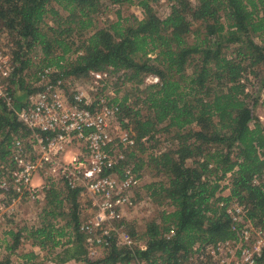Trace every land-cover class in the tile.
Returning <instances> with one entry per match:
<instances>
[{
    "label": "trees",
    "instance_id": "obj_1",
    "mask_svg": "<svg viewBox=\"0 0 264 264\" xmlns=\"http://www.w3.org/2000/svg\"><path fill=\"white\" fill-rule=\"evenodd\" d=\"M157 1L0 0V33L11 37L16 63L10 79L12 105L0 99V164L9 162L14 140L30 134L16 111L35 90L31 79L45 67L53 69V79L84 78L91 71L120 73L121 84H130L138 94L133 104L128 102L132 91L110 101L134 133L122 167L136 148L145 150L143 138L162 133L171 141V147L148 161L160 179L145 189L162 209L145 224L144 248L112 244L98 259L85 257V264H176L235 239L247 221L264 229V124L255 113L258 95L242 82L248 72H264V0H168L163 17L155 9ZM104 3H136L143 17L123 20L118 9L115 21L97 27L94 16ZM73 53V59L67 58ZM148 74L157 75L159 82L145 84ZM225 189L228 194L221 195ZM79 191L52 185L39 226L28 230L40 248L71 245L60 263L86 254ZM233 203L242 209V221L227 212ZM171 230L174 234L167 238ZM10 236L9 254L18 248L21 230ZM0 264H11L9 255Z\"/></svg>",
    "mask_w": 264,
    "mask_h": 264
},
{
    "label": "built area",
    "instance_id": "obj_2",
    "mask_svg": "<svg viewBox=\"0 0 264 264\" xmlns=\"http://www.w3.org/2000/svg\"><path fill=\"white\" fill-rule=\"evenodd\" d=\"M12 49L9 39L0 43V99L8 106L13 102L10 79L16 67ZM52 72L49 67L39 72L35 90L26 94L22 107L16 111L18 120L30 134L16 138L9 162L0 164V192H9L10 202L21 197L37 199L44 197L50 186L48 181L33 183L39 172L61 179L69 188L79 189V195L87 193L94 199V216L80 222L88 258L95 254L96 247L107 249L115 244L133 248L134 238L118 223L125 208L135 207L134 190L139 187L141 177L129 165L119 173L116 155L109 150L115 144L131 146L134 138L120 132L119 124L112 129V120L120 113L119 106L112 104L106 95L97 96L95 92V86L108 73L91 71L94 86H78L68 96L60 88L63 78L53 79ZM144 81L157 84L159 78L148 74ZM75 142H82V149L69 154ZM227 191L223 190L221 195H227ZM227 212L236 222L244 218L242 209L235 203L227 207ZM173 234L171 230L166 236ZM201 261L202 264H264V229L247 221L235 239L204 254L195 252L176 264ZM137 264L144 263L137 261Z\"/></svg>",
    "mask_w": 264,
    "mask_h": 264
},
{
    "label": "rangeland",
    "instance_id": "obj_3",
    "mask_svg": "<svg viewBox=\"0 0 264 264\" xmlns=\"http://www.w3.org/2000/svg\"><path fill=\"white\" fill-rule=\"evenodd\" d=\"M192 2L194 3L195 0H192ZM54 6L59 10L61 14H65V12L60 7L55 4ZM154 6L158 15L163 17L169 11L170 2L168 0H158L154 4ZM118 9L121 12L123 20L130 15H135L138 18L143 17L142 10L136 3L123 6L104 3L101 11L94 16L96 26L102 27L110 21H115L117 18L116 11ZM46 21L48 23H51L50 15L47 16ZM7 39L11 40V37L5 32H1L0 43H2L3 40L6 41ZM77 43H79L78 40ZM33 54L35 55L34 52ZM36 56L39 57V53ZM74 57V53L67 56V58L69 59H73ZM34 69L35 68L32 67L30 68V71H34ZM105 72L108 73L107 77L100 80L99 84L95 86V92H97V96L106 95L111 100L115 97L119 101L126 91H132L130 92L131 96L128 102L133 104L134 101H136L135 95L138 94H133L134 90L129 89L130 84H121L122 82L120 80V73L111 74L108 71ZM245 75L246 79H243L242 82L246 84V90L250 92L251 95H258L259 100L255 105V113L260 121L264 124V86L261 87L264 80V72L259 73V75L257 76L253 73L251 74L250 72L246 73ZM36 81L37 79L35 78L31 79V88H36ZM144 83L147 84V82L145 81ZM78 86L84 88L94 86L93 77H91L90 74L87 77L79 79L64 77L62 86H60V88L62 89L63 93L65 92L66 95L70 96L73 89ZM142 87H144V84L140 86V88ZM119 115L120 113H118V115L112 120V129H114L115 125L119 124L118 127L120 132L126 133L133 137L134 133L131 124L125 127L120 120ZM122 120L124 123L128 122L126 118ZM115 135H117V131L115 132ZM165 137L167 139H165ZM142 141L144 143L145 150L141 152L135 147V156L133 158H130L125 165L135 167V165L142 162V160L140 159L143 158V164L141 168L138 169L141 180L139 183V187L134 190L135 207L125 208L118 223V225H124L127 233L130 234V230L135 232L134 236L130 234L134 238L133 248L139 247L141 249L145 246V239L142 236L145 229V224L149 220L158 218L159 211L160 209H162L151 199L145 189L146 184L150 183L151 181L160 179V176H156L155 171H153V169L148 166V161L151 154H158L160 151H163L172 146L171 141L167 137V135H163L162 133H158L153 139L143 138ZM131 146L115 144L109 149L111 153L116 155V158L118 160L117 167H119L120 169L122 168V159H126V152L132 151L133 147ZM81 149L82 142H75L70 147L69 154H72L75 151L77 152ZM36 176H40L42 178V180L38 179L39 183L48 181V183H50L49 188L53 185V187H55L56 189H61L66 185L63 180L47 175L45 176V174L42 172H39ZM35 181L36 177L34 178V182ZM47 190L45 191V194ZM3 194L6 195V197H0V259L3 256L9 255L11 264H48L49 261H55L57 264H85V261L83 259H85V257L88 258L87 253L84 257L82 256L78 260L69 259L64 263L58 262L59 259L66 256L65 249L71 247V245H59L53 250L49 249V247H45L43 249L34 245V240L31 237H28V230H30L31 227L36 228L39 226V216L46 202L45 195L44 197L37 199L21 197L15 202H10V199L7 198V196H11V194L7 191L5 193L3 192ZM78 202L81 220L90 219L94 216L96 212V206L94 204V199L89 194H80L78 197ZM163 208L169 209V207L166 206H164ZM55 222H58V224H56L57 226L61 225L59 220H56ZM19 230H21L20 244L13 253L9 254L5 246L9 242H11L12 237L10 236V231L16 233ZM66 240L67 237L61 238L62 243H65ZM105 252L106 249L102 247H96L95 254L91 255V257H89L88 259H90L91 261L98 259L105 255ZM202 263L203 261L199 262V264ZM122 264L127 263L123 262ZM129 264H137V260H133Z\"/></svg>",
    "mask_w": 264,
    "mask_h": 264
},
{
    "label": "crops",
    "instance_id": "obj_4",
    "mask_svg": "<svg viewBox=\"0 0 264 264\" xmlns=\"http://www.w3.org/2000/svg\"><path fill=\"white\" fill-rule=\"evenodd\" d=\"M35 177H36V181L34 182V179H33V183L34 184H39V180L38 179L42 180V178L40 176L39 177L38 176H35ZM0 197H4L5 198V195L2 192H0Z\"/></svg>",
    "mask_w": 264,
    "mask_h": 264
}]
</instances>
